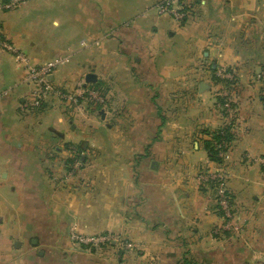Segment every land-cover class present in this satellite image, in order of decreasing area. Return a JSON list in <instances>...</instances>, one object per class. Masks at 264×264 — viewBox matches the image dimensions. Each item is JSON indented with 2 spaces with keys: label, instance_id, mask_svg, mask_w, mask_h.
<instances>
[{
  "label": "crops",
  "instance_id": "1",
  "mask_svg": "<svg viewBox=\"0 0 264 264\" xmlns=\"http://www.w3.org/2000/svg\"><path fill=\"white\" fill-rule=\"evenodd\" d=\"M159 1L32 0L0 13V37L30 63L60 61L57 88L102 95L25 112L30 85L0 48V264H264V0H196L180 24ZM227 92L222 163L204 141ZM69 145L94 156L65 179ZM72 227L111 244L74 247Z\"/></svg>",
  "mask_w": 264,
  "mask_h": 264
},
{
  "label": "built area",
  "instance_id": "2",
  "mask_svg": "<svg viewBox=\"0 0 264 264\" xmlns=\"http://www.w3.org/2000/svg\"><path fill=\"white\" fill-rule=\"evenodd\" d=\"M32 0H0V13L11 12L17 10L19 7L25 3ZM192 0H161L156 7L157 13L160 15L172 16L174 20H183L191 9ZM0 48L7 52L12 53L15 56L17 63L23 70L25 80L28 85H30V91L26 97L24 104V111L28 113H33L35 111L43 109V105L46 104L47 100L52 97H56L62 104L77 105L80 98L83 96L89 97L91 99H97L102 102V95L100 92L95 93L93 89H81L78 94H69L63 90L57 88L50 80L52 74L55 72L60 61L55 60L42 65H33L24 53L15 50L12 45L4 38L0 37ZM220 76V72L217 74ZM226 104V103H225ZM218 151L217 157L221 160L228 159V147L225 141H222L215 145ZM71 151V150H70ZM79 156L77 151H71V158L75 162L70 165V170L65 177L69 178L73 176L76 170L79 169V160L74 157ZM264 167V162H263ZM221 179L218 176H208L200 178V181L207 182L208 179ZM218 206L222 211V217L224 220H228L230 217V212L228 210V199L225 195L226 192L223 188L218 187ZM68 240L74 247L80 248L85 247L87 249H94L100 246H107L106 244L111 243V238L109 235H97V236H87L79 233L75 228H70L68 233ZM130 247V245H128Z\"/></svg>",
  "mask_w": 264,
  "mask_h": 264
},
{
  "label": "rangeland",
  "instance_id": "3",
  "mask_svg": "<svg viewBox=\"0 0 264 264\" xmlns=\"http://www.w3.org/2000/svg\"><path fill=\"white\" fill-rule=\"evenodd\" d=\"M161 1V0H160ZM159 1V2H160ZM195 1L196 0H192L191 2V9L189 10V12H188V14L186 15V17L183 19V20H180V21H176V20H174L173 19V17L172 16H169V15H160L159 13H158V15H160V16H168L169 18H171L174 22H176V23H178V24H180V23H183V22H185L190 16H191V14H192V9H193V7H194V4H195ZM159 2L156 4V7H157V5L159 4ZM187 18V19H186ZM220 72V76H218L217 74ZM213 74H214V78H218L219 80L220 79H226V80H228L229 82H231V83H233L234 84V81H235V79H234V75L230 72H228L227 70H224L223 68H215V69H213ZM228 82V83H229ZM231 83H229V86H230V88H232V86H233V84H231ZM89 89H93V88H89ZM94 91L93 92H95V93H98L99 91L98 90H96V89H93ZM219 98L221 99V102H220V104H219V107H220V111H221V115H222V122H223V125H222V127L219 129V130H221V129H224V128H227V126L229 125V123H230V121L228 120V119H232L233 118V116H234V111H232L233 110V108H232V104H233V101L231 102V97H230V94H228V92H227V94H224V95H220L219 96ZM89 99H91V98H89ZM91 100H93L95 103H99L100 101L99 100H97V99H91ZM226 103V104H225ZM232 103V104H231ZM222 109V110H221ZM40 114V113H39ZM38 114V115H39ZM77 151V153L79 154V156L78 157H76L75 155H74V157L75 158H77L78 160H79V165H80V167H79V169L81 168V166L84 164V162L85 161H88L89 160V158H92L93 156H94V153L91 151V152H85V151H83V150H81V148L79 149L77 146H75V147H72V146H68V148H67V151H69V153L68 154H71V151ZM79 150H81L82 151V153L79 151ZM74 161V159L73 158H71V157H68V164H67V167H68V169L70 170V165H73L75 162H73ZM224 161H226V160H224ZM224 161H220V162H224ZM68 173V172H67ZM68 176V175H67ZM70 178V177H69ZM67 181H69V179L67 180ZM218 203V202H217ZM223 218V217H222ZM227 225V224H226ZM73 228V227H72ZM75 228V227H74ZM76 229V228H75ZM104 235V234H103ZM111 238V237H110ZM115 244L116 243H118V245L120 244L123 248H124V250H127V251H133L134 250V247L132 246V244L129 242H127V243H124V241H121V240H116V242H115V239H114V241H113ZM111 244V243H110ZM110 244H106L107 246H109ZM128 245H130V247H128Z\"/></svg>",
  "mask_w": 264,
  "mask_h": 264
},
{
  "label": "trees",
  "instance_id": "4",
  "mask_svg": "<svg viewBox=\"0 0 264 264\" xmlns=\"http://www.w3.org/2000/svg\"><path fill=\"white\" fill-rule=\"evenodd\" d=\"M229 128H224L217 130L215 132L209 133L211 135L210 140L204 141V147L207 151L208 157L211 161L220 162L221 160L217 157L218 151L215 148V145L225 141L227 144L232 139V134ZM182 264H192L188 259H184Z\"/></svg>",
  "mask_w": 264,
  "mask_h": 264
},
{
  "label": "water",
  "instance_id": "5",
  "mask_svg": "<svg viewBox=\"0 0 264 264\" xmlns=\"http://www.w3.org/2000/svg\"><path fill=\"white\" fill-rule=\"evenodd\" d=\"M84 81H85V84L95 83L96 77L94 75H92V74H88V75L85 76Z\"/></svg>",
  "mask_w": 264,
  "mask_h": 264
}]
</instances>
